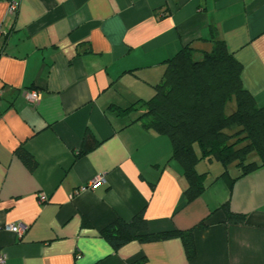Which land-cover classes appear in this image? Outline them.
I'll list each match as a JSON object with an SVG mask.
<instances>
[{"label": "crops", "instance_id": "1", "mask_svg": "<svg viewBox=\"0 0 264 264\" xmlns=\"http://www.w3.org/2000/svg\"><path fill=\"white\" fill-rule=\"evenodd\" d=\"M9 1L0 0L5 264H264V166L231 185L218 177L222 168H206V188L186 202L168 137L137 120L142 108H111L150 98L165 60L186 44L209 50L214 38L241 62L244 87L264 105V0H20L13 15ZM30 90L40 91L35 103ZM86 134L95 144L79 154ZM225 202L244 223L225 222ZM140 211L152 233L205 219L192 258L178 237L115 250L101 236Z\"/></svg>", "mask_w": 264, "mask_h": 264}, {"label": "trees", "instance_id": "2", "mask_svg": "<svg viewBox=\"0 0 264 264\" xmlns=\"http://www.w3.org/2000/svg\"><path fill=\"white\" fill-rule=\"evenodd\" d=\"M212 42L209 50L186 44L165 60L164 72L153 85L150 98L136 100L124 108L111 106L119 114L142 108L137 120L146 129L168 137L171 158L181 165L187 180L186 202L198 197L207 186L208 171L196 169L202 160L207 164L218 162L222 168L218 177L229 185L264 166V105H258L244 87L242 64L226 43L217 38ZM232 101L235 109L226 113ZM94 144L92 135L86 134L79 154ZM22 157L30 166L35 165L28 154L23 153ZM233 163L239 169L235 177L229 173ZM221 207L225 222H245L246 215L230 211L227 202ZM204 224L205 219L190 229L152 233L148 232L147 219L140 211L130 221L115 220L100 234L115 250L134 239L148 242L178 237L187 257L192 258L193 232Z\"/></svg>", "mask_w": 264, "mask_h": 264}, {"label": "built area", "instance_id": "3", "mask_svg": "<svg viewBox=\"0 0 264 264\" xmlns=\"http://www.w3.org/2000/svg\"><path fill=\"white\" fill-rule=\"evenodd\" d=\"M19 1L20 0H10L9 1L8 13L10 15H13L16 13L18 5H19ZM0 36H1V31H0ZM26 97L30 102L35 103L40 99V91L30 90L29 92L26 93ZM102 179H103V177L101 175L94 177L90 182V186L96 184L97 182H99ZM45 200L46 199H45L44 195L39 196V201H45ZM7 228L10 231L16 233L18 236L22 233V227L20 224H10V225H7ZM5 263H6V255L2 250H0V264H5Z\"/></svg>", "mask_w": 264, "mask_h": 264}, {"label": "rangeland", "instance_id": "4", "mask_svg": "<svg viewBox=\"0 0 264 264\" xmlns=\"http://www.w3.org/2000/svg\"><path fill=\"white\" fill-rule=\"evenodd\" d=\"M198 56V55H197ZM233 109H235V103L232 101L228 103L226 107V113H230ZM252 159L257 160V156H253ZM206 168L210 169L212 172H215L217 170L221 169V166L218 162H212L210 164H207L204 160L200 161V163L196 166V169L201 172L203 170H206ZM229 172L231 176L237 175L239 173V169L235 167V164H231L229 166Z\"/></svg>", "mask_w": 264, "mask_h": 264}]
</instances>
